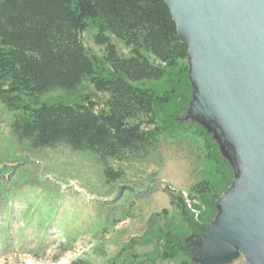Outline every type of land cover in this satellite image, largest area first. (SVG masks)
I'll list each match as a JSON object with an SVG mask.
<instances>
[{"label":"rangeland","instance_id":"1","mask_svg":"<svg viewBox=\"0 0 264 264\" xmlns=\"http://www.w3.org/2000/svg\"><path fill=\"white\" fill-rule=\"evenodd\" d=\"M102 31L99 20L90 21L82 35L83 46L93 57L105 55V48L95 42ZM109 37L120 55L131 56L122 41ZM136 86L159 96L175 90L178 100L166 110H157V122L166 129L156 150L140 159L127 156L103 163L91 153H76L66 146L28 152L12 136L11 114L0 105V176L4 175L0 190L5 194L0 198V264H139L156 260L163 243L156 242L149 231L153 218L157 228H170L179 236L182 252L179 260H159L157 264H203L194 260L192 250L183 249L198 241L200 235L183 221L169 192L181 196L189 210L193 206L202 220L218 223L220 210L213 215L212 208L203 206L193 188L210 180L203 198L218 196L219 200L225 194L222 173L207 158L205 144L195 132L202 130L212 139L218 157L232 167L224 156L221 133L201 122L185 120L193 97L189 75L182 86L166 78ZM107 98L85 82L74 92L46 93L36 104L92 101L99 104L98 111ZM226 150L233 158L227 145ZM107 170L119 176L113 179ZM229 180L233 185L234 173ZM188 196L192 201H186ZM231 264L248 263L241 256Z\"/></svg>","mask_w":264,"mask_h":264},{"label":"trees","instance_id":"2","mask_svg":"<svg viewBox=\"0 0 264 264\" xmlns=\"http://www.w3.org/2000/svg\"><path fill=\"white\" fill-rule=\"evenodd\" d=\"M97 20L104 28L95 37L105 48L103 58L89 55L82 43L88 23ZM109 35L122 41L131 56L120 55ZM188 75V46L179 41L164 0H0V105L11 114L12 136L28 152L66 146L76 153H91L103 163L127 156L147 158L166 129L157 122V110L178 100L175 90L159 96L136 83L166 78L182 86ZM85 82L96 93L108 95L102 109L96 111L99 104L92 101L36 104L46 93L74 92ZM195 133L203 140L209 161L221 171L226 193L233 168L218 157L212 139L202 130ZM106 173L113 179L119 176L111 170ZM211 182L197 184L193 192L214 215L219 197L203 198ZM1 192L0 198L5 195ZM169 194L192 229L208 221L201 216L196 220L181 196ZM153 219L149 231L163 247L156 260L139 264L179 260V236L170 228H157Z\"/></svg>","mask_w":264,"mask_h":264},{"label":"water","instance_id":"3","mask_svg":"<svg viewBox=\"0 0 264 264\" xmlns=\"http://www.w3.org/2000/svg\"><path fill=\"white\" fill-rule=\"evenodd\" d=\"M164 1L188 46L185 120L221 133L235 175L216 202L218 223L183 249L203 264H264V0Z\"/></svg>","mask_w":264,"mask_h":264},{"label":"flooded vegetation","instance_id":"4","mask_svg":"<svg viewBox=\"0 0 264 264\" xmlns=\"http://www.w3.org/2000/svg\"><path fill=\"white\" fill-rule=\"evenodd\" d=\"M204 227L203 226H200L199 228H193V230H194V232H195V234L196 235H201V231H202V229H203ZM195 240H198V239H195Z\"/></svg>","mask_w":264,"mask_h":264},{"label":"built area","instance_id":"5","mask_svg":"<svg viewBox=\"0 0 264 264\" xmlns=\"http://www.w3.org/2000/svg\"><path fill=\"white\" fill-rule=\"evenodd\" d=\"M190 205V204H189ZM191 208V206H189ZM195 212V211H194ZM196 213V212H195ZM196 215L198 216V213H196Z\"/></svg>","mask_w":264,"mask_h":264}]
</instances>
